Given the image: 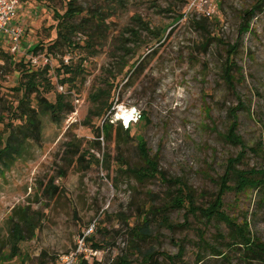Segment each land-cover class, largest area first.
Wrapping results in <instances>:
<instances>
[{
	"label": "rangeland",
	"instance_id": "374dc122",
	"mask_svg": "<svg viewBox=\"0 0 264 264\" xmlns=\"http://www.w3.org/2000/svg\"><path fill=\"white\" fill-rule=\"evenodd\" d=\"M18 1L19 25L24 29L21 51L13 53L7 43L0 42V144L10 127L19 123L13 111L23 94L21 85L29 80L24 72L36 74L40 92L48 101L65 95L73 112L59 124L43 116L40 140L24 145L20 158L0 173V250L10 252L11 228L20 221V210L27 209L38 224L34 235L25 232L19 254L1 264H59L60 257L74 248L75 238L93 222L89 245L98 255L90 264H118L121 257L130 264H143L140 252L154 248L175 257L180 246L184 264H227L197 246L200 230L206 242L217 246L216 235H227L225 225L206 224L200 216L187 215V208L168 212L172 229L153 222V237L134 247L130 230L141 225L151 207L168 200L172 188L167 179H182L194 192L196 206H208L226 160L239 151L222 139L228 110L239 100L245 106L238 112L239 134L248 146L261 138L264 4L261 11L256 9L248 32L241 25L244 13L262 0H124L123 4L119 0H77L83 9L77 24L92 12L104 16L105 24L102 31L78 33L72 48L52 46L60 21L56 15L65 13L67 0ZM137 16L149 30H140L134 21ZM132 30L138 32L136 37L131 36ZM156 36L161 42H156ZM129 39V48L136 54L120 74L119 44ZM89 40L94 42L91 47ZM232 47L236 49L234 91L225 84L222 71ZM137 58L144 68L130 79L134 70L125 74ZM65 66L79 67L82 72L61 91L60 81L69 77ZM102 90L104 96L95 101V94ZM105 96H111L110 112L118 107L136 108L147 120L134 125L128 138L119 137L114 129L109 139H98L95 130L102 129L103 117L109 112L102 118L92 113ZM138 138L157 159L164 180H139L134 174L144 166ZM98 140L99 147L95 145ZM245 166H264V161L250 155ZM48 186L57 188L51 197L43 192ZM255 201L253 193H229L224 209L239 220L247 216L251 234L264 242V209ZM222 250L227 251L224 246ZM199 254L202 262H197ZM159 260L170 264L164 257ZM232 264L245 263L233 258Z\"/></svg>",
	"mask_w": 264,
	"mask_h": 264
},
{
	"label": "trees",
	"instance_id": "16d2710c",
	"mask_svg": "<svg viewBox=\"0 0 264 264\" xmlns=\"http://www.w3.org/2000/svg\"><path fill=\"white\" fill-rule=\"evenodd\" d=\"M121 4L124 0H119ZM264 4V0L259 1L255 8L249 12H245V16L242 21L241 30L244 32L249 31V26L251 20L254 18L256 9H261ZM67 9L63 15H56L60 20L58 22L56 32L57 39L52 45L55 48L58 46L64 47H75L73 37L78 33L83 32L87 34V30L92 29V31L98 32L102 31V25L104 26V16H95L94 12L90 13L87 19L82 20L78 24L75 22L82 13L83 9L78 6L77 0H67ZM261 11V10H259ZM56 14V13H55ZM135 23L137 22L141 27L140 30H149L148 26H145L139 16L134 18ZM144 26V27H142ZM155 34L154 32H152ZM138 32L132 30L131 36L136 37ZM90 37V35H87ZM157 43L161 42V38L156 36L154 38ZM132 41L121 40L118 50L120 51V59L116 56L115 59H119L121 66L119 67V73L123 74L127 70L129 62L135 57V49L129 48ZM91 43L90 47L94 44L92 40L87 42ZM89 46V45H87ZM39 47H35L33 50L36 51ZM53 47H51L52 49ZM229 48V47H228ZM151 53L155 54V51ZM227 58L223 64V80L229 89L235 90L237 79L235 78L233 72L236 70L234 55L236 54L235 47L227 50ZM119 54V53H118ZM128 58V59H127ZM141 58H137L134 63L129 67L126 72L128 76L131 71L132 74L130 79L138 74H140L144 68L143 61L138 63ZM138 64V66H137ZM66 74L69 77L63 78L60 83L61 87L66 83H74L76 78L81 75V70L79 67L72 68L64 67ZM23 76H29V80L21 85L20 89L23 92L21 99L18 100V105L14 109V118L19 121L15 126H11L8 133L1 140L0 144V173L3 169L8 168L13 161L20 158L24 151V145L30 143V141L38 142L41 138V133L43 130L42 117L49 115L53 122L60 123L64 115L73 112V107L69 101H67L66 96L63 94H58L56 96L55 102L48 101L42 93L40 92V85L36 81V74L27 75V72L23 73ZM128 78V80H129ZM127 80V82H128ZM126 82V83H127ZM50 84L49 82H47ZM44 86V85H43ZM34 94V96H33ZM104 94V91H99L95 94V101L100 100ZM105 100L101 103L98 110L92 114L96 117H103L107 112H110L112 108V102H109L111 96H105ZM108 99V100H106ZM35 103V105H33ZM244 103L239 100L237 106L232 107L228 110V124L226 131L222 134V139L225 143L239 148L238 153L229 157L226 160L224 167V172L222 176L215 180L217 186V191L213 195V200L208 204L206 208L196 206L195 194L191 188L182 179H167L165 182L171 186L172 190L169 191L168 200L163 203L160 207H151L146 215L142 217V223L139 227H134L130 230V238L133 247L142 241H146L153 237L151 225L153 222L160 224V226L172 229L173 226L168 218V212L172 209H186V214L192 216H200L205 220L206 224L213 221L222 223L227 228V235L218 233L216 239L220 241L217 246L211 245L204 239V231H198L199 241L197 243L200 251H210L212 257L222 259L227 264H232L233 258H237L243 261L245 264H264V242L251 234L250 222L245 216L241 220L238 217L229 215L224 209L225 203L224 198L229 193H234L236 196L248 195L253 193L256 196L255 205L259 209H264V166L258 167H243L245 160L248 156L252 155L259 158L262 162L264 161V117L259 118L258 122L261 126L262 135L261 138L253 145L248 146L241 135L238 132L239 121L238 112L244 109ZM141 120H147L146 114L141 112ZM104 118V117H103ZM140 120V121H141ZM134 126L129 129L124 130L120 125L114 128V125L109 122H105L102 125V129L97 128L95 130L98 139H109L112 131L115 129L117 135L126 136L130 135V131ZM100 141H95V145L99 147ZM73 146V143L69 144L68 147ZM24 147V148H23ZM137 149L144 166L138 170L134 171V174L139 180L151 179L160 177L164 180V174L158 170V162L155 157L149 155L146 144L143 140L137 139ZM78 151L74 153L77 155ZM45 195L51 197V195L56 194L57 188L48 186L44 191ZM188 207H187V206ZM20 221L13 224L10 233V252L8 254L0 250V264L8 260L13 259L19 254V244L26 240L27 235H34L38 224L32 215H29L28 210L19 211ZM225 247L227 251H223L222 247ZM95 248H97L95 246ZM184 254V250L179 247V252L175 257H172L166 253H159L154 248L146 250L145 252H140L141 262L143 264H161L159 258L164 257L169 261L170 264H175L177 260L179 263L184 264L181 258ZM175 258L177 260H175ZM203 257L201 254L197 255V262H202ZM118 264H130L128 259L121 257L118 258ZM86 264V263H84Z\"/></svg>",
	"mask_w": 264,
	"mask_h": 264
},
{
	"label": "built area",
	"instance_id": "2783aa9c",
	"mask_svg": "<svg viewBox=\"0 0 264 264\" xmlns=\"http://www.w3.org/2000/svg\"><path fill=\"white\" fill-rule=\"evenodd\" d=\"M18 9V0H0V42L7 43L13 53L21 51V40L24 33V29L19 25ZM206 14L210 15L207 12ZM60 90L63 91V87H60ZM141 117V112L136 108L118 107L114 113L109 112L104 116L102 124L109 122L127 130L138 124ZM95 225V222L91 223L75 238L74 248L60 257L59 264H90L95 259L98 252L89 245Z\"/></svg>",
	"mask_w": 264,
	"mask_h": 264
}]
</instances>
